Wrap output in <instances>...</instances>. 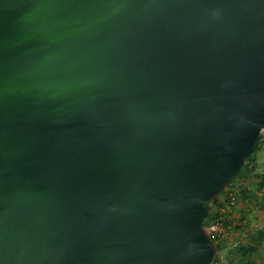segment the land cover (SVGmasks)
Masks as SVG:
<instances>
[{
	"label": "water",
	"instance_id": "1",
	"mask_svg": "<svg viewBox=\"0 0 264 264\" xmlns=\"http://www.w3.org/2000/svg\"><path fill=\"white\" fill-rule=\"evenodd\" d=\"M263 127L264 0H0V264H210Z\"/></svg>",
	"mask_w": 264,
	"mask_h": 264
},
{
	"label": "trees",
	"instance_id": "2",
	"mask_svg": "<svg viewBox=\"0 0 264 264\" xmlns=\"http://www.w3.org/2000/svg\"><path fill=\"white\" fill-rule=\"evenodd\" d=\"M262 137H263V133L261 130L258 134L257 139L254 142L251 152L244 160L243 165L241 166L237 176L234 179L230 180L227 183V185L222 189V191L217 196H215L212 200L209 201V208L201 223L203 227H206L207 225L215 221V219H217L221 215L222 216L221 226H222V231L224 234L228 232L230 229L231 230L235 229L236 232L239 231V227L238 226L236 227L234 224H232L230 220L228 221V219L225 217L228 209L232 207L229 205V197L227 196V194L232 191L229 189V188H232V186L230 187V185L233 183V181L237 177H240L241 175H244V174L245 175L251 174V172L254 171L253 165L250 164L251 163L250 157L252 156V153L259 146V143ZM254 175H252L251 178L254 179L256 183H255V188L251 192L247 193V190L244 187H242L241 184H237L235 187H233L232 194L236 202H238V200L240 199L247 200L251 197L252 199L255 200L256 203H259V202L264 203V172L256 173V174L254 173ZM247 194H249V197L247 196ZM222 196L223 198L219 200V198H221ZM240 221H242V218ZM262 239L264 240V228L256 230L255 237L250 239L248 243H244L243 245L239 247L240 254H239L238 259H230L229 261H223L221 264H251L250 263L251 255L255 252V250L257 249L259 245V242ZM213 243L215 246V252H218L219 250H221L222 241H219V242L213 241ZM217 260L218 258L214 256L210 264H215Z\"/></svg>",
	"mask_w": 264,
	"mask_h": 264
},
{
	"label": "crops",
	"instance_id": "3",
	"mask_svg": "<svg viewBox=\"0 0 264 264\" xmlns=\"http://www.w3.org/2000/svg\"><path fill=\"white\" fill-rule=\"evenodd\" d=\"M262 133L264 135V127L261 129ZM262 143L259 144V148L256 150V156L255 159L251 161V165L254 167V171L249 174V178L246 179L243 183H241V186L244 187L248 192H251L255 188V181L252 179V175L254 173H262L264 172V138L262 137ZM258 171V172H257ZM255 176V175H254ZM238 184V183H237ZM249 197V194H247ZM251 196V195H250ZM221 200V198H219ZM262 207H264V203H256L254 199L251 197L247 200L240 199L238 202H236L234 207H231L228 209L225 217L232 222L236 227H239V231L236 232L234 230H229L224 234V237L232 240H236L239 235L244 236V234H247V230L250 228L251 223L253 220H258L263 218L264 214L262 212ZM261 208V209H260ZM258 209V210H257ZM242 218V221H240ZM264 228V226H263ZM262 227L260 229H263ZM256 233V232H255ZM255 237L254 235H251L249 238L252 239ZM237 242V240H236ZM236 250V248H234ZM238 251H235L234 254H236L235 259L239 258V248H237ZM256 253V250L255 252Z\"/></svg>",
	"mask_w": 264,
	"mask_h": 264
},
{
	"label": "rangeland",
	"instance_id": "4",
	"mask_svg": "<svg viewBox=\"0 0 264 264\" xmlns=\"http://www.w3.org/2000/svg\"><path fill=\"white\" fill-rule=\"evenodd\" d=\"M260 143H262V140H260ZM258 148H259V146L257 147V149ZM256 150L252 153V156L250 157L251 161L253 159H255ZM248 178H249V174L248 175H245V174L241 175L240 177H237L233 181V183L230 185V187L232 186V188H233L237 185V183L241 184ZM261 210L264 213V207H262ZM262 215H263V218L252 221L250 228L246 231L247 234H244V236L239 235V237L236 239L237 242H236V240H232V239H228L226 237H223L221 250H219L218 252H215V254H214V256H216L218 258V260L216 261L215 264H221L223 261H229L230 259H235L236 254H234V253H235V251H238L237 248H239L244 243H248L250 241L249 237L251 235H254L256 230H259L261 227L263 228V226H264V214H262ZM234 248H236V250ZM250 263L251 264H264V240L263 239L259 242V245L256 249V253H253L251 255Z\"/></svg>",
	"mask_w": 264,
	"mask_h": 264
},
{
	"label": "built area",
	"instance_id": "5",
	"mask_svg": "<svg viewBox=\"0 0 264 264\" xmlns=\"http://www.w3.org/2000/svg\"><path fill=\"white\" fill-rule=\"evenodd\" d=\"M263 138H264V135H263ZM229 189L233 191V188H229ZM232 191L229 192L227 196L229 197V205L234 207L236 204V200L233 197ZM222 198L223 196L221 197V199ZM221 218L222 216L220 215L217 219H215V221L211 222L209 225L204 227L206 233L208 234L209 238L212 241L219 242V241H222L224 237V233L222 231V226H221Z\"/></svg>",
	"mask_w": 264,
	"mask_h": 264
}]
</instances>
